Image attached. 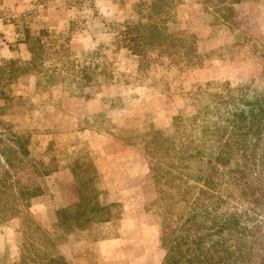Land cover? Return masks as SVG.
<instances>
[{"label":"rangeland","instance_id":"rangeland-1","mask_svg":"<svg viewBox=\"0 0 264 264\" xmlns=\"http://www.w3.org/2000/svg\"><path fill=\"white\" fill-rule=\"evenodd\" d=\"M137 24L165 45L139 55ZM40 31L58 79L0 74V264H74L56 213L81 193L113 206L76 238L80 264H169L200 236L225 264H264V116L230 136L264 109V0H0V67L29 62Z\"/></svg>","mask_w":264,"mask_h":264},{"label":"trees","instance_id":"trees-1","mask_svg":"<svg viewBox=\"0 0 264 264\" xmlns=\"http://www.w3.org/2000/svg\"><path fill=\"white\" fill-rule=\"evenodd\" d=\"M46 31H40L38 35L33 36L29 33L26 34V38L24 40L25 44L28 46V51L31 55V59L29 62H21V61H10L5 64L3 67H0V74H4L5 71H8L9 79H13L16 75L26 74L29 72H40L43 74L44 80L47 83H52L54 80L58 79L57 70H45L43 69L44 57L46 54V47L42 41V36L46 35ZM169 36H165V34L161 31L158 25L153 24H137L133 26H128L126 31L124 32V39L132 44L133 50L137 52L139 55L146 53L147 49L160 48L165 45ZM142 50V51H141ZM42 70V71H41ZM88 78V77H87ZM257 109V108H256ZM253 110L251 112L250 117H247L243 114H236L233 121V135L240 134L241 137L246 138L254 131L255 128L259 127L260 120L263 119L264 109L258 107V111ZM257 126V127H256ZM238 133V134H237ZM17 143V153L22 154V145L21 142L16 140ZM230 146V143H228ZM232 146V145H231ZM221 149L218 157L216 158V164H223L224 158H231V153L233 152V148L228 149V151H223ZM225 162V161H224ZM213 166L215 177L216 172L218 171L217 165ZM9 166V165H8ZM245 171L238 169L237 174H243ZM205 186L209 185V178L204 179ZM81 193V192H80ZM113 204H107V206L101 204L97 200V196L94 197L86 196L81 193V198L78 203L74 205H68L64 208L60 209L56 213L57 217V227L64 234L72 233L76 230H87L93 227L98 223L108 222L110 221V207ZM232 222V221H231ZM218 225L216 224V227ZM214 228H210L211 230H215ZM218 230L215 233L221 234L226 229V224L223 223L218 226ZM212 234H209L211 237ZM185 238V239H184ZM182 238L181 242L178 244L171 245L172 251H174V255H170L169 264H225L226 259L221 254L225 245L222 243H214L210 246L208 252L204 251L205 246L202 239L203 237H199L195 242L197 243V248L195 249V253L193 256H188L189 253V241L187 237ZM221 245V246H219ZM186 248V250L184 249ZM211 252V253H209ZM264 261V259H263Z\"/></svg>","mask_w":264,"mask_h":264},{"label":"crops","instance_id":"crops-1","mask_svg":"<svg viewBox=\"0 0 264 264\" xmlns=\"http://www.w3.org/2000/svg\"><path fill=\"white\" fill-rule=\"evenodd\" d=\"M58 210V209H56ZM109 224V223H106ZM95 227H93L92 229H87V230H76L72 233L66 234L64 235L66 238V241L68 240V253L67 255H65L66 258V262H73L74 264H80L82 261L83 256L82 255H78L76 251L71 250V247H76L77 245H75V242H78L76 240V238H78L79 234H87L89 232H91L92 230H95L97 228L96 225H94ZM124 239V237L122 236H117L115 238H103L102 240H93L91 246L95 248V246H100V245H104L105 243H111V242H117V241H122ZM93 258V256H90L89 261L93 262L94 260H91ZM90 264V263H89Z\"/></svg>","mask_w":264,"mask_h":264}]
</instances>
